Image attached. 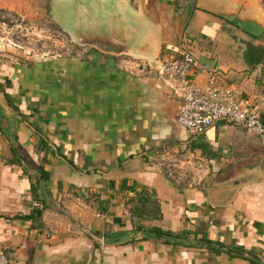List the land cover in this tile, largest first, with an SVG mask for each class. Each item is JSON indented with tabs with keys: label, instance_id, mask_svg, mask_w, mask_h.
<instances>
[{
	"label": "crops",
	"instance_id": "1",
	"mask_svg": "<svg viewBox=\"0 0 264 264\" xmlns=\"http://www.w3.org/2000/svg\"><path fill=\"white\" fill-rule=\"evenodd\" d=\"M130 1L162 27L159 60L189 50L198 89L238 86L264 118V33L212 13L264 23V0ZM81 51L0 59V250L13 251L10 264H264V146L225 121L189 138L176 124V82L144 60ZM155 228L200 246L143 237Z\"/></svg>",
	"mask_w": 264,
	"mask_h": 264
},
{
	"label": "water",
	"instance_id": "2",
	"mask_svg": "<svg viewBox=\"0 0 264 264\" xmlns=\"http://www.w3.org/2000/svg\"><path fill=\"white\" fill-rule=\"evenodd\" d=\"M130 0H59L57 4V23L69 37L70 42L81 48H91L98 53L112 57H128L144 60L154 70L160 68L158 58L162 43V27L142 12H136ZM220 18L252 36L264 33V23L257 17L236 16L224 11H212ZM185 11L178 22L181 34ZM0 96L4 97L0 88ZM229 190L226 194L232 195ZM229 199V198H228ZM87 235L86 230L82 229ZM222 250H228L218 246ZM248 257L250 254L237 252ZM253 259H263L251 256Z\"/></svg>",
	"mask_w": 264,
	"mask_h": 264
},
{
	"label": "built area",
	"instance_id": "3",
	"mask_svg": "<svg viewBox=\"0 0 264 264\" xmlns=\"http://www.w3.org/2000/svg\"><path fill=\"white\" fill-rule=\"evenodd\" d=\"M160 64L155 70L158 77L178 84L174 94L181 103L177 107L176 124L189 138L194 139L215 123L225 121L245 128L264 146V118L242 99L240 87L215 85L214 79H209L202 89H198L191 79L198 62L187 49H182L178 55L165 56L160 59ZM12 257L13 251L0 250V264H10Z\"/></svg>",
	"mask_w": 264,
	"mask_h": 264
},
{
	"label": "rangeland",
	"instance_id": "4",
	"mask_svg": "<svg viewBox=\"0 0 264 264\" xmlns=\"http://www.w3.org/2000/svg\"><path fill=\"white\" fill-rule=\"evenodd\" d=\"M59 0H0V59L36 63L80 54L57 23Z\"/></svg>",
	"mask_w": 264,
	"mask_h": 264
},
{
	"label": "trees",
	"instance_id": "5",
	"mask_svg": "<svg viewBox=\"0 0 264 264\" xmlns=\"http://www.w3.org/2000/svg\"><path fill=\"white\" fill-rule=\"evenodd\" d=\"M39 172L41 174V176L43 177V179H45V174L39 169ZM34 196L37 197V191H34ZM35 215H38L40 216V213L37 212ZM144 238H147V237H156V238H159V239H163L165 242H175V243H180V244H186V245H193V246H196V245H199L200 244H196V243H189L187 241H181V237L180 235L178 234H175V233H168V232H164V231H161L159 229H151L150 231H144ZM212 250H217V249H212ZM228 255H231L233 257H236V258H241L235 254H232V253H226ZM250 261L252 262H255L257 264H260L259 262L257 261H254L252 259H249Z\"/></svg>",
	"mask_w": 264,
	"mask_h": 264
}]
</instances>
